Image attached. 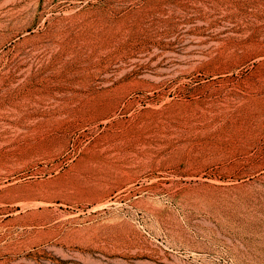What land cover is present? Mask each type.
<instances>
[{"label": "rangeland", "instance_id": "1", "mask_svg": "<svg viewBox=\"0 0 264 264\" xmlns=\"http://www.w3.org/2000/svg\"><path fill=\"white\" fill-rule=\"evenodd\" d=\"M182 261L264 264V0H0V264Z\"/></svg>", "mask_w": 264, "mask_h": 264}, {"label": "bare ground", "instance_id": "2", "mask_svg": "<svg viewBox=\"0 0 264 264\" xmlns=\"http://www.w3.org/2000/svg\"><path fill=\"white\" fill-rule=\"evenodd\" d=\"M256 187V186H255ZM254 190H248V191H244V192H241L239 194H236L235 195V200L236 201H239V202H245L247 200V198L251 197L254 193ZM183 264H188L184 261H182Z\"/></svg>", "mask_w": 264, "mask_h": 264}]
</instances>
